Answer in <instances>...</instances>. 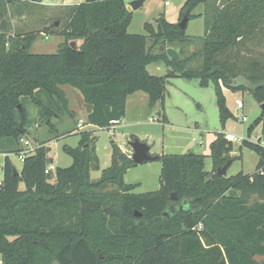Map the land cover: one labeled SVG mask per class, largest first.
I'll return each mask as SVG.
<instances>
[{
	"label": "trees",
	"instance_id": "obj_1",
	"mask_svg": "<svg viewBox=\"0 0 264 264\" xmlns=\"http://www.w3.org/2000/svg\"><path fill=\"white\" fill-rule=\"evenodd\" d=\"M17 2L43 0H0V24ZM126 4L84 0L67 9L66 24L57 33L65 42L55 54L31 53L36 33L0 31V140L7 154L0 185L1 264H264L254 260L264 256V143L243 140L237 149L225 134H217L210 145V172L204 156H160V189L145 194H135L138 185L125 182L137 165L116 143L111 166L92 180L100 161L87 132L78 148H64L73 160L70 167L46 174L54 160L40 146L15 174L8 155H19L15 148L31 126L23 99L30 98L54 128L53 118L65 116L61 112L72 115L61 89L65 85L93 106L88 124L101 129L120 125L134 93H146L151 106L164 104L170 77L213 81L223 123L230 117L223 88L250 92L264 103V62L247 59L242 64L239 55L242 43L264 30V0H187L179 21L184 16L189 22L205 21L204 36L192 39L187 28L163 17L145 25L148 36L129 34L132 13ZM201 5L204 13L193 15ZM72 40L82 42L79 49L70 47ZM199 42V49L190 52ZM156 47L163 52L153 53ZM168 49L179 58L171 59ZM158 62L173 71L166 77L151 75L147 68ZM260 124L264 138V114L248 129L249 136ZM244 148L258 155L256 172L219 175ZM236 150L239 156L233 157Z\"/></svg>",
	"mask_w": 264,
	"mask_h": 264
},
{
	"label": "rangeland",
	"instance_id": "obj_2",
	"mask_svg": "<svg viewBox=\"0 0 264 264\" xmlns=\"http://www.w3.org/2000/svg\"><path fill=\"white\" fill-rule=\"evenodd\" d=\"M131 0H127L129 3ZM187 0H147L144 5L132 12L131 24L128 28L129 34L148 36L145 30L147 23L156 24V20L163 17L168 22L178 24L180 10ZM216 1L218 4L225 0ZM84 0H43L42 4L17 2L9 6L8 14L4 19L10 35L15 34H37L31 47L33 54H55L58 52L65 38L58 35L65 26L67 9ZM168 2L169 5L165 6ZM205 6L201 5L193 11V15L203 14ZM58 22L53 27L54 22ZM205 33V21L203 17L192 19L188 22L186 35L189 39L203 37ZM153 41H149V48ZM239 49L240 62L243 64L247 59H256L264 62V30L257 32L253 38L245 40ZM200 47V42L190 47L194 52ZM177 51H180L178 47ZM163 52V47H156L153 53ZM190 54V53H189ZM235 54V50L232 51ZM196 66V65H195ZM148 72L157 77H166L173 71L162 62L153 63L147 69ZM68 100V108L72 115L60 112L59 116L53 118L54 128H50L46 118H41L40 108L30 98L23 99V106L29 114L31 126L24 138L29 140L35 151L40 146L50 150L48 156L54 160L53 168L70 167L72 158L65 152V147L78 148L83 140L82 133H91L95 139V150L100 161V169L91 173L93 181H98L102 172L109 168L112 163V145L123 147L127 154H133L129 145L132 136L150 147L153 156L164 155H186L196 154L205 157V171L210 172L213 164L210 157V145L217 134L223 133L226 137L248 140L255 144L264 143L262 134L263 124L255 126L251 136L248 129L263 117L261 105L258 104L250 92L236 91L223 88L226 97V106L230 117L222 122L217 104L215 85L213 81L201 84L198 80H189L182 77H170L166 79V94L164 104L158 102L151 106L149 97L144 92L130 95L126 104V116L120 125L111 129H101L88 124V105L81 92L69 85L62 86ZM45 97H42L44 99ZM46 102V100H44ZM238 102H242L244 109L237 111ZM67 114V115H66ZM242 116L248 118L242 122ZM81 124V127H79ZM241 142L234 143L238 149ZM26 147L19 145V149ZM2 140H0V170H3L6 156H4ZM233 155L235 152L232 153ZM7 155V154H6ZM238 155V154H237ZM239 156V155H238ZM236 156V157H238ZM18 171L21 170L23 162L19 155L10 153L8 155ZM259 162L258 155L246 148L242 150L240 157L236 158L227 172L228 177L239 173L253 175ZM162 163L152 161L130 169L125 175L127 184H135V194L155 192L160 189V175ZM3 180L0 174V182ZM54 180V179H53ZM24 184L20 189L24 190Z\"/></svg>",
	"mask_w": 264,
	"mask_h": 264
},
{
	"label": "water",
	"instance_id": "obj_3",
	"mask_svg": "<svg viewBox=\"0 0 264 264\" xmlns=\"http://www.w3.org/2000/svg\"><path fill=\"white\" fill-rule=\"evenodd\" d=\"M146 1L147 0H131L129 3L126 4V8L130 13H132L133 11L141 8ZM188 22H189L188 16H184L183 19L178 23V25L180 28L186 29ZM6 25H7L6 21L3 20L0 24V31L1 32L6 31V29H7ZM57 25H58V22H57ZM81 44H82V42L79 40H72L69 42L70 47L75 49V50L79 49ZM167 53L171 59H178L179 58V54L174 49H168ZM92 107H93L92 105H88V110L90 111L92 109ZM261 108H262V111L264 114V103L261 104ZM129 145L131 146V148L133 150V154H132L131 158L136 165H142V164L149 163L152 161H157L160 159V156H153L150 153V147L146 143L141 142L138 139L130 141ZM238 152L239 151L236 150L233 157L237 156ZM51 163H52V160L48 159L47 165H51ZM232 163H233V161H229L222 169H219V171H218L219 175L226 176L229 168L232 165ZM15 174L16 175L19 174V171L17 169H15ZM176 198H177L176 195L173 194L171 197V200L175 201ZM138 215L140 216L141 214H138ZM254 260L256 262L260 263L261 261L264 260V256H256L254 258Z\"/></svg>",
	"mask_w": 264,
	"mask_h": 264
},
{
	"label": "built area",
	"instance_id": "obj_4",
	"mask_svg": "<svg viewBox=\"0 0 264 264\" xmlns=\"http://www.w3.org/2000/svg\"><path fill=\"white\" fill-rule=\"evenodd\" d=\"M168 5H169V3L166 2V3H165V6H168ZM243 109H244V105H243V103H242V102H238V104H237V111H240V110H243ZM247 121H248V118H247L246 116H242V122H247ZM79 127H81V124H79ZM228 139H229L230 141H232L233 143L241 142V141H242V139L236 138L235 136H230V137H228ZM20 144H21L22 146H24V147L27 148V149L21 150L20 153H19V158H20V160H21L22 162H24L26 156L29 155V154H31L34 150H33V148L31 147V143L29 142V140H27V139H25V138H22V139L20 140ZM53 170H54L53 166H50V168H48V169L46 170V174H49V173H50L51 171H53ZM2 173H3V170H0V174H2ZM1 183H2V181L0 182V185H1ZM201 228H202V227L200 226V229H201ZM0 264H1V263H0Z\"/></svg>",
	"mask_w": 264,
	"mask_h": 264
},
{
	"label": "crops",
	"instance_id": "obj_5",
	"mask_svg": "<svg viewBox=\"0 0 264 264\" xmlns=\"http://www.w3.org/2000/svg\"><path fill=\"white\" fill-rule=\"evenodd\" d=\"M149 68V67H148ZM147 68V69H148ZM114 128V127H113ZM120 148L123 150V147L120 146ZM124 151V150H123ZM125 152V151H124ZM126 153V152H125ZM4 156H6V154L4 153ZM236 157V156H235ZM20 172V171H19ZM2 177H3V173H2ZM0 263H1V257H0Z\"/></svg>",
	"mask_w": 264,
	"mask_h": 264
}]
</instances>
